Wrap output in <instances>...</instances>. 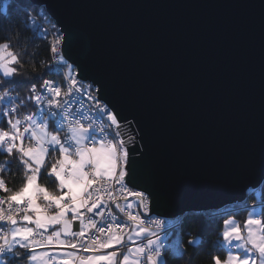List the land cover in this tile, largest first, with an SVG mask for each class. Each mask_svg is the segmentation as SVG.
<instances>
[{"label":"water","instance_id":"1","mask_svg":"<svg viewBox=\"0 0 264 264\" xmlns=\"http://www.w3.org/2000/svg\"><path fill=\"white\" fill-rule=\"evenodd\" d=\"M30 2L134 135L126 183L148 215L237 206L263 185L264 0Z\"/></svg>","mask_w":264,"mask_h":264},{"label":"snow or ice","instance_id":"2","mask_svg":"<svg viewBox=\"0 0 264 264\" xmlns=\"http://www.w3.org/2000/svg\"><path fill=\"white\" fill-rule=\"evenodd\" d=\"M11 41L9 35L0 42V74L5 78L0 80V89H4L0 90V103L13 105L0 111V123L6 120L9 127L7 131L0 128V155L14 156L24 174L16 190L9 188L0 175V192L5 193L0 195V264H20L22 259L29 264H168L163 241L152 227L146 226L138 210L149 212L148 195L127 186L129 151L118 114L92 94V85L85 88L71 71L66 90L52 80H43L46 73L35 68L33 76L25 78L21 70L29 63L26 57L34 53L26 48L13 51ZM53 51H58L57 47ZM34 80H42L39 90ZM11 83H31L30 95L25 99L18 93L13 96L5 88ZM85 91L97 118L106 117L107 124L95 123L79 109L72 111L73 104L80 103L78 95ZM16 100L25 107L28 102L46 107L38 108V114L13 118L20 108ZM49 118L53 121L51 131ZM50 151L59 156L49 166ZM13 162H0V174L10 171ZM42 171L54 180L56 192L38 182ZM129 197L135 200L127 203ZM113 206L123 214L122 218L110 210H101ZM261 216L264 211L249 213L243 227L238 222L225 221L218 248L227 255L223 260L213 256V264H264ZM74 222H78L75 230ZM151 223L159 227L162 221ZM189 244L201 247L203 242L193 239ZM175 255L179 259L187 257L179 246Z\"/></svg>","mask_w":264,"mask_h":264},{"label":"trees","instance_id":"3","mask_svg":"<svg viewBox=\"0 0 264 264\" xmlns=\"http://www.w3.org/2000/svg\"><path fill=\"white\" fill-rule=\"evenodd\" d=\"M32 14L43 15L51 19L45 8L33 6L30 0H11L9 2L0 0V42H4L7 36L11 35V42L14 46L13 51L21 52L26 48L29 53H34V55L26 57L29 63L21 70L25 73V78L33 76L32 69L35 68L38 72L46 73L42 77L43 80H56L59 78V74L54 71L51 64L50 42L40 32L35 23H33ZM56 27L58 26L56 25ZM17 35L19 39H17ZM59 54L61 55L60 52ZM68 65L70 69H74L72 65ZM3 79L5 78L0 74V80ZM33 82L41 83L42 80H34ZM30 87L31 83H11L5 85V88L11 91L14 96L18 93L21 99H25L30 95ZM16 101L20 105V100ZM38 107L34 105V102H28L27 107L20 105L19 111L13 114V116L25 112L30 113L37 110ZM0 111H7L6 106L2 103H0ZM0 128L5 130L8 128L6 120L4 123H0ZM58 156L59 153L53 154L50 151V155L47 157L49 166L51 161ZM5 160H12L14 162L9 165L10 171L0 175H3L9 188L16 190L23 183L24 169L20 166L19 161L15 160L14 156L0 155V162ZM39 183L47 187L49 191L56 192V183L53 179L46 176L43 171L41 172ZM4 194L2 192V195ZM254 205H261V211H264V183L256 192L249 193L245 202L238 204L236 207H230L229 210L223 208L215 210L217 212H191L184 216L182 226L169 236V242L166 243L165 249L168 264H213V256H220L223 260L227 253L226 251L219 250L218 244L223 238L222 233L225 230V221L229 217H235L239 223H244L247 218L248 208ZM235 208L239 209L234 210ZM261 219H264V216H261ZM178 233H180V237L176 236L175 238V235ZM172 239L174 240L173 242L171 241ZM193 239L202 241V246L195 247L190 245L189 241ZM177 246L182 247L186 251L187 257L185 259L176 257L175 248ZM20 264H28V260L22 259L20 260Z\"/></svg>","mask_w":264,"mask_h":264},{"label":"built area","instance_id":"4","mask_svg":"<svg viewBox=\"0 0 264 264\" xmlns=\"http://www.w3.org/2000/svg\"><path fill=\"white\" fill-rule=\"evenodd\" d=\"M5 1L9 2L11 0H5ZM31 18H32L33 23H35V25L39 28L40 32L49 40V42H50V53H51V64H52L54 71L59 73L58 79H56V80L45 79V80H52L55 83H58L61 86L62 90H66L67 81H68V74L71 71L73 77L76 80H78L81 84H83L85 86V88H87V85H92L91 92L93 95L98 97L97 92L95 91L96 87L93 84L86 82V81L82 80L80 77H78L77 71L75 68L68 70L67 66L62 63L61 55L59 54V52H60V50H62L61 47H62L64 36H63V33L61 32L60 28L56 27L55 22L52 21L51 19H49L48 17L43 16V15L32 14ZM54 46L57 47L58 51H56V52L53 51ZM41 83H36L38 90H39V86ZM87 95H88L87 91L80 93L78 95L77 98L79 99L80 103H74L72 106V111L75 113L79 109L80 111L85 113L86 118L87 117L93 118L95 123L107 124V118L106 117L97 118L96 110H95L92 102L88 101ZM102 102H104V101H102ZM14 103L16 105H19L17 103V101H15ZM2 104H4L7 109L13 106L12 104H8L7 102H3ZM81 104L83 105V108H81ZM43 106L46 107L45 105H43ZM89 109H91V110H89ZM53 111H56V110L53 109ZM14 114H16V113H14ZM28 114L29 113H27V112L21 113V117H23L24 115H28ZM76 118H80V117L76 116ZM49 122L53 125V121L51 118H49ZM85 122H87L86 119H85ZM131 136L134 137V135L131 134V135L125 137L124 139L126 140ZM109 139H112L111 135L109 136ZM126 147H127V145H126ZM127 186L133 191H141V190L132 188L131 186L128 185V183H127ZM257 190L258 189H256V190L251 189V190H249L248 193L256 192ZM0 195H2V192H0ZM148 198L150 201L149 195H148ZM132 200H135V198L134 197L128 198L127 203H131ZM121 203H124V201H121ZM5 207H7V206L5 205ZM232 207H236V206H232ZM149 208H150V205H149ZM238 209L239 208H235L234 210H238ZM101 210L105 211V212H108L110 210L111 212L115 213L118 217H121V218L123 215V214L119 213V210L116 209L114 206L111 207V209L106 207V208H103ZM135 210H137V209H134V211ZM214 212H217V211H214ZM145 214H147V215L150 214V210H149V212H147ZM142 216L145 219L146 226L152 227L153 231H155L158 236H162L163 243L165 246H166V239H168L169 236L175 230L179 229L183 224V217L167 218V217H159V216H155V215L145 216L144 214H142ZM96 219H99V218L96 217ZM156 220L162 221V223L160 224L159 227H156L154 224L151 223V221H156ZM4 230L7 231L8 228L6 227ZM104 251L107 252V251H111V250L109 249V250H104Z\"/></svg>","mask_w":264,"mask_h":264},{"label":"crops","instance_id":"5","mask_svg":"<svg viewBox=\"0 0 264 264\" xmlns=\"http://www.w3.org/2000/svg\"><path fill=\"white\" fill-rule=\"evenodd\" d=\"M33 112V111H32ZM32 112H30L29 114H31ZM34 113H36V111H34ZM38 114V113H37ZM13 118H22L21 117V114H18V115H15V116H13ZM49 130L51 131V130H54L53 129V127H52V125H51V123L49 122ZM5 130V129H4ZM7 130H9V127L6 129V131ZM22 130V129H21ZM62 135V137H63V134H61ZM26 143H27V141H26ZM39 182V181H38ZM38 202H41L42 203V201H38ZM257 212V213H259V212H261V205H254V206H251V207H249L248 208V214H247V216L249 215V213H252V212ZM69 219H71V213L69 214V217H68ZM229 220H232V221H235V222H238L239 223V221L235 218V217H229L226 221H229ZM241 224V226L243 227V224L244 223H240ZM73 227H74V229H77L78 228V222H74V224H73ZM225 228H226V225H225ZM178 234H176L175 235V238H176V236H177ZM160 238H161V240L163 241V238H162V236H159ZM174 238V237H173ZM172 242L174 241L173 239L171 240ZM167 242H169V238L168 239H166V243ZM49 251H54V249H49ZM28 264H29V262H28Z\"/></svg>","mask_w":264,"mask_h":264},{"label":"rangeland","instance_id":"6","mask_svg":"<svg viewBox=\"0 0 264 264\" xmlns=\"http://www.w3.org/2000/svg\"><path fill=\"white\" fill-rule=\"evenodd\" d=\"M60 53H61V57L63 58V59H61L62 60V63L63 64H66L67 65V69L68 70H70V66L68 65L69 64V62L65 59V57L63 56V54H62V50H60ZM40 107H44L43 105H39V107L38 108H40ZM38 108H37V110H34V111H36V113H38ZM34 111L32 112V113H34ZM134 200H132V202H133ZM131 202V203H132ZM229 208L230 207H228L227 209L229 210ZM139 211L141 212V209H139ZM141 214H142V212H141ZM177 237L179 238L180 237V233H178V235H177ZM146 242V241H145Z\"/></svg>","mask_w":264,"mask_h":264},{"label":"bare ground","instance_id":"7","mask_svg":"<svg viewBox=\"0 0 264 264\" xmlns=\"http://www.w3.org/2000/svg\"><path fill=\"white\" fill-rule=\"evenodd\" d=\"M249 194V193H248ZM181 217H183L184 218V216H181Z\"/></svg>","mask_w":264,"mask_h":264}]
</instances>
